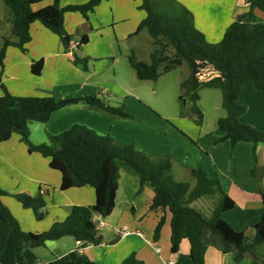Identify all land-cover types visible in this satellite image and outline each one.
I'll return each mask as SVG.
<instances>
[{
    "label": "trees",
    "instance_id": "1",
    "mask_svg": "<svg viewBox=\"0 0 264 264\" xmlns=\"http://www.w3.org/2000/svg\"><path fill=\"white\" fill-rule=\"evenodd\" d=\"M11 16V34L15 40L3 38L0 49V69H3L5 51L15 47L24 51L29 43L30 25L38 22L57 36L67 52L70 36L63 28V15L67 12L80 14L85 20L101 0H89L86 4L59 8L58 0L50 6L36 11L32 5L43 0H3ZM248 11L237 16L225 29L220 42L211 44L194 25L193 14L176 0H140L139 9L145 13L136 32L146 30L152 40L153 51L149 63L137 61L129 56V63L138 80L155 82L168 72L186 65L189 75L181 83L182 97L192 103L196 123H202V114L197 107L199 91L203 88L218 89L221 93V107L225 116L216 121V128L232 146L247 143L252 146L254 162L255 147L264 145V132L243 124L239 117L245 107L238 102L239 90L246 81L264 92V0H245ZM259 10L263 18L254 14ZM84 35L80 45L87 42ZM76 64L84 60L75 59ZM44 62H33L30 71L40 76ZM209 69L215 77L201 80V72ZM1 81V80H0ZM0 142L10 140L13 134L27 147L28 153H38L48 159V166L61 175L60 191L90 187L95 194L91 206H73L62 221H54L48 230L41 233L22 231L18 221L2 203L7 195L0 188V223H6L17 237L16 264H38L33 249L44 247L47 242L63 237H73L82 247L100 245L103 238L92 221L93 214L108 217L115 207V197L119 182L118 161L128 166L139 179V192L144 183L153 191L149 210H161L169 215L170 252L175 254L182 240L189 243L190 264H205L204 256L211 247L222 254H230L235 263L248 259L250 264H264L257 248L264 244V194L262 219L254 225L253 235L246 236L231 228L221 215L234 208V202L222 191L216 180L210 179L201 169L190 170L193 185L173 179L172 157L152 156L136 150L133 144L114 141L107 135H100L83 125H73L68 130L48 137L47 143L32 144L29 141V124H45L53 112L79 101L90 108L107 115L128 118L122 106L104 104L96 96L57 99L51 94L39 97L12 96L0 84ZM264 177V167L260 172L256 166L250 170L252 177ZM44 189L37 195L14 194V199L23 209L30 210L37 221L45 218L48 203ZM43 191V192H42ZM198 200L209 202L210 214L192 207ZM165 218L161 216L156 224L152 239L157 241ZM5 235L0 244L3 249ZM43 264H95L85 254L70 252ZM120 264H144L135 253L128 255Z\"/></svg>",
    "mask_w": 264,
    "mask_h": 264
},
{
    "label": "crops",
    "instance_id": "2",
    "mask_svg": "<svg viewBox=\"0 0 264 264\" xmlns=\"http://www.w3.org/2000/svg\"><path fill=\"white\" fill-rule=\"evenodd\" d=\"M88 1L89 0H58V6L59 8H64L71 5L86 4ZM102 1L104 0H101L99 5L94 8V11L88 15L86 20L77 13L80 19L78 22L76 21L74 25L79 27V36L75 41L70 36L67 52L63 51V47L60 43L58 44L57 40L54 41L53 39L50 40L49 38H45V41L40 43L42 52L36 55L33 61L42 59L44 66L41 75L36 77L43 78L45 74H50V72H52L56 81L63 83L59 86L60 88L57 94L54 95L53 92H43L44 94L42 96L51 94L57 99L96 96L101 99L104 104L114 107H119L118 101L122 99L123 101L120 106H122L123 111L130 118L135 115L133 113L134 110L143 111L145 105L135 101H140L138 96L116 81V73L108 64H110L109 62L114 64L116 61L125 60L133 70L129 63V56H135L131 50L133 48L131 47V49H128L126 47L124 50H121L119 48L117 49L115 45H118V42L122 41L121 39L136 36L144 30L136 32L137 25L144 19L145 14H143L144 12L142 10H138L137 8L135 9V15L132 14L135 7L131 0H107L106 3H112L113 9L117 7L120 9L119 18H121L122 21H131V25L123 32V37H116V43L111 44L109 54L103 51V54L93 56L87 53L86 48L90 45V41L86 35L87 27L85 28V26L90 25V28L93 27V20L91 21L92 15L99 8ZM176 1L185 6L193 14L195 27L205 35L207 42L211 44L220 42L225 29L237 16L247 12L249 8L245 0ZM53 3L54 0H43L40 3L33 4L31 8L36 11L43 7L50 6ZM193 8L196 11L193 10ZM67 13L63 15V28L65 32L67 31L66 33H69V30H67L69 28L67 24L68 18L66 17ZM7 14L9 15L8 12ZM254 14L260 19L263 18L262 13L257 9L254 10ZM197 15H199L198 17L200 20L197 19ZM5 20L11 28V16H7ZM34 23L31 24L30 27L34 25ZM197 23H199V26ZM40 26L43 27L42 25ZM84 35L87 36L88 40L85 44L80 45V41ZM115 35L118 34L115 33ZM32 41L33 39H30L29 43ZM73 43L77 45L75 48L71 47ZM74 50H77V53L79 52V56L76 55L75 57V54H73L74 58L84 60V64H76L77 69L75 70L79 72V74H77L78 79L76 81L74 80V89H65V91L63 90V88H67L65 83L67 82L69 84L73 81L70 73L69 64H71V61L69 58ZM114 50L116 56H114ZM136 60L149 63L138 60L137 58ZM32 63L33 62H30V66ZM107 69L111 71V76L104 78L103 76ZM133 72L134 78L137 79L134 70ZM31 75L34 76L32 73ZM206 76V79H204V76H201V80L215 77L216 74L210 70ZM66 79L68 80L66 81ZM98 86L102 93L111 91L112 94H115L116 98L107 95L101 98L102 94H95V87ZM33 93L36 95V91ZM12 94L17 96L25 95L24 92H12ZM113 100L115 101L114 104H112ZM179 100H181V98ZM182 100H184L183 97ZM128 102H130V104ZM238 102L245 107V112L239 117V121L264 132V92L257 90L252 81H246L239 90ZM148 114L151 118L147 119L154 121L153 115H151V113ZM109 116L110 115L90 108L84 101H79L76 104L65 106L53 112L49 121L45 123V135L46 138H48L49 136L58 135L68 130L73 125H83L100 135L111 137L116 142L131 143L135 146L136 144L134 142L127 140L129 138L134 139L135 134H130V136H128V130H125L123 123L125 122L123 121L124 118ZM119 128L124 131L120 132ZM207 136L206 139H203V149L199 147V151H203L207 157L206 163L203 165H195V162L192 164L193 166H188L187 164L188 167L186 168L189 169V172L193 169H201L210 179L216 180L219 183L222 191L234 202V208L221 215L222 220L235 231L243 232L246 236L251 237L253 235L254 225L257 224L263 216L261 194H264V177L261 176V174H258L257 177H252L250 175V170L253 164L258 168L259 172L261 168L264 167V145H257L255 147L256 161L254 162L252 146L250 144L237 143L232 146L227 140L223 139L224 135L218 130ZM11 139L12 137L6 142H0V188L5 191L7 195L23 193L31 196L37 195L41 189H44L46 193L43 195L48 201L45 207V218L37 222L30 210L23 209L15 199L9 198L7 195L1 197L2 203L18 221L21 230L33 233L44 232L48 230L54 221L64 220L73 206L88 207L94 204L95 194L92 188L83 187L69 189L64 192L60 191L61 175L59 172L49 168L48 159L43 158L38 153H28L27 147L20 141V138H17L16 142L18 144L16 146H10ZM189 141L191 142L192 140L189 139ZM179 142H181V139H174V144H178ZM154 144L159 145V142ZM16 148H18V150ZM190 148L191 147H188V150L191 151V153L195 151ZM162 150H164V148H162ZM228 153H231L230 161H237L235 165H224V161L226 160L225 155ZM20 160L23 162L22 164L24 167L18 168L20 171L22 170V173L19 174V177L22 179L20 178L17 182L11 175L10 170L12 168L17 169L16 165ZM238 163H240V165ZM117 164L119 166L120 178L115 197V207L112 213L106 218H102L98 214H93L92 217L94 224L99 221L104 223V226L98 229L103 238V243L100 245L82 247L81 243H78L73 237L69 236L55 241H49L44 247H40L47 251L46 255H48L47 257L49 258L45 259L44 255L39 253L38 250L40 248L33 249V253L38 259V264L49 262L54 258H59L73 251L85 254L95 264H120L131 253H135L136 258L144 264H190L189 243L186 240L181 241L177 253L173 254L170 252V217L161 210H149V203L153 197V191L150 185L144 183L139 192L138 176L121 161H118ZM174 170L175 167H173V171ZM161 216L165 218L164 226L161 229L159 239L153 241V231ZM19 217H23V220ZM37 223L41 224L38 225ZM123 229L129 230L131 234L122 237L121 231ZM4 234H6L7 238L3 249H0V264H16L17 237L14 235L13 231H10L8 224L1 222L0 240ZM157 248L159 249L158 253L156 252ZM257 253L261 259L264 258L258 252V248ZM204 261L205 264H250V261L247 259L235 263L230 254H222L211 247L207 248Z\"/></svg>",
    "mask_w": 264,
    "mask_h": 264
},
{
    "label": "rangeland",
    "instance_id": "3",
    "mask_svg": "<svg viewBox=\"0 0 264 264\" xmlns=\"http://www.w3.org/2000/svg\"><path fill=\"white\" fill-rule=\"evenodd\" d=\"M106 2L107 0L102 1L99 8L92 15L91 21L93 20V27L90 28V25L85 26V28L87 27L86 35L88 36V39L90 41V45L88 46V48H86L87 53L92 54L93 56L103 54V51L104 53L106 52V54H109V51L111 50V44L116 43V37H123V32L127 30L128 26L131 25V21H122V19L119 18L120 9H118V7L113 9L112 3L109 2L108 4ZM131 2L135 7L133 13H131L135 15V9L137 8L138 10H140L139 7L141 3L140 0H131ZM193 10L195 9L193 8ZM7 12L8 10L4 4V1L0 0V49L2 47V38L15 40V38L11 34V28L8 25V22L5 20V18L9 16ZM198 16L199 15H197V19L200 20ZM66 17L68 18L67 24L69 26V28L67 29L69 30V33L67 34L71 36L75 41L79 36V27L75 26L74 24L76 21H79L80 16L77 13H67ZM197 24L199 26V23ZM30 33L31 40L33 39V41L24 46V51H21L15 47L6 49L7 51H5L4 66L3 69H0V84L3 85L8 93L15 97H39L44 94L43 92H53L55 95L60 88L59 86H61L63 83L56 81V78L52 72H50V74H45L43 78L32 76L30 73V62H36L33 61V58L36 57V55L41 54L42 50L40 43H43L45 41V38H49L50 40L53 39L54 41L57 40L58 44L60 43L63 47V51H65L64 46L57 36L49 32L47 29L41 27L38 22L34 23V25L30 27ZM115 33L118 35H115ZM121 40L122 41L118 42V45H115L117 49L119 48L121 50H124V48L126 47L128 49H131L132 47V53L135 54V57L138 60L149 62V56L154 47L152 45V40L146 30L141 31L136 36H130L126 39L124 38ZM113 53L115 54L114 56H116L115 50ZM73 54H75L76 57V55L79 56V52L77 53V50L72 51L71 57L69 58V60L71 61V64H69L70 73L73 81L69 84L66 82L65 85L67 86V88H63V90L74 89V80L76 81L78 79L77 74H79V72L75 70L77 69V66L74 62L75 58ZM109 63L110 64L108 65H110L111 69H113L116 73V81L124 85L130 92L138 96L140 101H135H137L138 103L141 102L145 105L143 111L134 110L133 113L135 115H133V117L124 118L123 121L125 122L123 123L125 130H128V136H130V134H135L134 139L129 138L127 140L134 142L136 144V150L140 152L152 156H158L161 154L170 155L172 157L171 175L173 179L176 181L186 180L185 182H189L191 185H193V178L189 174V169L186 167L193 166L192 164H194L195 162V165H203L204 163H206L207 157L205 156V153L203 151H199V147L203 149V139H206L208 137L207 135L217 131L216 121L218 120V118L225 116V111L221 107L220 91L218 89L204 88L199 92L200 100L197 103V107L202 114V123L198 125L196 123L197 117L192 112V103L186 97H183L184 100H182L183 95L181 90V83L189 75L188 67L185 64L168 74L161 75L160 78L157 79V81L150 82L134 78V72L125 60L116 61L114 64H112V62ZM209 71V69L203 70V72H201V76H204V79H206V75H208ZM110 76L111 71L107 69L103 77L108 78ZM67 80L68 79H66V81ZM99 88V86L95 87V94H102L101 98H104L106 95L116 98L115 94H112L111 91L102 93ZM35 91L36 95H34L33 93ZM12 92H24L25 95L17 96L13 95ZM1 95L2 91L0 87V96ZM180 98L181 100H179ZM114 100L112 101V104H114ZM122 101V99L118 101V106L122 104ZM128 103L130 104V102ZM148 113H151V115H153L155 119L154 121L147 119L151 118V116H148ZM29 127V131L31 133L29 136V141L32 144H41L48 142V138H46L45 135V124L31 122L29 124ZM119 131L123 132L124 130L119 128ZM17 138H20V136L16 133L13 134L9 145L16 146L18 144L16 142ZM174 139H181V142H179L178 144H174ZM189 139L192 140V143L189 141ZM156 142H159V145L157 144L158 147L156 144H154ZM187 146L191 147L190 149L195 150L196 152L194 151L191 153V151L188 150ZM162 148H164V150H162ZM16 149L18 150V148ZM230 154L231 153L225 155L226 160L224 161V165L226 164V166H230L231 164L235 165L237 162L236 160L230 161ZM18 162L19 163H17L16 165L17 169L12 168L10 170L11 175L17 182L21 178L19 177V174L22 173V170L20 171V169L18 168L24 167L21 160ZM240 163L238 164L240 165ZM173 167H175L174 171ZM253 167L254 164L252 168ZM7 196L14 199L12 195L8 194ZM209 202L211 201L204 202L202 200H198L192 204V207L202 210L206 215H209ZM19 218L23 220V217ZM35 221L37 220L35 219ZM41 223L37 224L40 225ZM10 231L12 230L10 229ZM4 235L5 244L7 237L6 234ZM2 241L3 237L0 240V244ZM38 251L39 253L44 255L45 259L49 258L47 257L48 255H46L47 251L43 250L42 248H40ZM258 252L264 257V245L258 247Z\"/></svg>",
    "mask_w": 264,
    "mask_h": 264
},
{
    "label": "built area",
    "instance_id": "4",
    "mask_svg": "<svg viewBox=\"0 0 264 264\" xmlns=\"http://www.w3.org/2000/svg\"><path fill=\"white\" fill-rule=\"evenodd\" d=\"M76 46H77V45L74 44V43L71 45V47H74V48H75ZM43 191H44V190H43ZM43 191H42V192H43ZM95 226H96L97 229H100L101 227L104 226V223H103L102 221H99V222L95 223ZM129 234H131V233H130V231L127 230V229H123V230L121 231V236H122V237L128 236ZM137 234L140 235L139 233H137ZM78 243H79V242H78ZM156 252H157V253L159 252V249H158V248L156 249Z\"/></svg>",
    "mask_w": 264,
    "mask_h": 264
}]
</instances>
